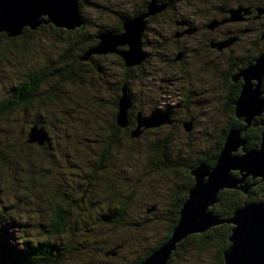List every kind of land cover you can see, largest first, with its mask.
<instances>
[{
	"label": "rangeland",
	"instance_id": "374dc122",
	"mask_svg": "<svg viewBox=\"0 0 264 264\" xmlns=\"http://www.w3.org/2000/svg\"><path fill=\"white\" fill-rule=\"evenodd\" d=\"M150 1L80 0L84 23L75 29L42 22L33 29L26 26L33 33L25 39H15L23 31L9 36L8 32L0 30L6 35H0V106L17 93L13 86L20 89L22 82L37 79L32 86L34 98L29 108L18 101L19 104L9 109V114L0 113V156L7 157L6 162L0 158V264H11L8 252L16 256L27 251L29 245L44 248V240L53 244L52 256L41 262L36 258L35 263L31 259L28 264H127L140 255L148 252L151 255L158 250L152 248L164 239L169 225L176 226L179 222L182 205L176 221L172 215L175 206L187 200L189 189L196 182L190 168L203 162L210 167L215 165H210L206 158L214 152L233 119L235 106L231 109L226 105L229 91L222 68L207 65V59H196L195 52L183 55L184 46L200 44L207 38L206 34L212 36L215 30L229 29L235 22L240 27L248 24L251 29L248 35L252 38L259 36L264 24V0H259L262 4L252 0L260 9L253 13L255 15L247 13L245 0H232L230 6L225 4L226 0H175L176 8L163 12L166 6L161 14L145 18L140 64L127 66L123 57L113 52L91 54L86 59L87 52L98 44L90 36L96 35L99 42L98 35L112 31L106 29L98 33L103 25L115 26L121 21L124 27V23L137 17L141 6ZM156 2L155 7L167 5L166 0ZM227 16L228 20L235 21L223 22ZM40 18L49 19L48 15ZM194 25L209 27L193 31ZM53 28H61L62 34H57ZM78 29L82 35L71 39L74 32H69H79ZM183 32L186 34L182 36ZM71 40L76 42L71 43ZM119 47L128 49L127 45ZM248 66L236 69L237 75L243 77L241 72L248 70ZM29 73L32 76L28 77ZM181 75L185 79L169 85L170 79ZM123 82L127 84L121 87ZM180 86L183 91L186 88L194 91L187 102L183 95L182 104H178L180 98L176 97ZM124 87L131 107L126 125H118L121 130L105 161L107 172L101 174L95 171L106 144L103 139L113 132L110 126L117 111L115 103L120 95L122 97ZM42 91L50 92L52 103L48 102L49 98L43 100ZM132 102L146 115L138 113L137 107L132 108ZM176 104L177 125H168L163 130L140 125L139 115L147 117ZM130 118L136 122L135 127L130 124ZM186 123L191 126L188 131L184 127ZM125 127L128 128L125 130ZM247 130L241 136L244 139ZM38 132H44L49 140L37 141ZM166 134L173 138L161 155V163L155 165L154 154L157 153L147 147ZM31 135L35 137L33 141H29L33 139ZM187 156L189 160H185ZM192 159L200 160L195 163ZM100 179L105 183H100ZM110 180L114 188L105 186ZM260 180L247 177L246 182L253 183L248 198L264 200V181ZM54 194L61 196L51 205L49 201ZM125 198L128 213L121 224L97 221L92 225L93 219L101 213L113 212ZM57 206L68 212L71 222L76 221L70 222L71 231L51 234L50 239H45ZM107 206L113 209L106 211ZM225 217L219 215L220 219H228ZM83 221L87 222L85 227ZM224 225L231 235L234 224L228 222L213 225L207 231L223 230ZM216 242H207L206 251L200 250L196 241L178 250L180 242L169 260L177 251L171 264H213L218 254ZM230 244L228 240L227 248ZM44 253L41 251V255Z\"/></svg>",
	"mask_w": 264,
	"mask_h": 264
},
{
	"label": "water",
	"instance_id": "95a60500",
	"mask_svg": "<svg viewBox=\"0 0 264 264\" xmlns=\"http://www.w3.org/2000/svg\"><path fill=\"white\" fill-rule=\"evenodd\" d=\"M79 1L0 0V30L8 32L9 36H17L26 26L33 29L42 22H53L59 27L75 29L84 23ZM155 3L156 0H151L146 12L128 19L122 32L108 31L98 35L99 42L87 52L86 59L91 54L113 52L122 56L127 66L140 64L143 55L142 36L147 25L145 18L159 13L167 6L155 7ZM46 15L48 20L40 18ZM122 45H127L128 49H120L119 46ZM263 67L264 54L256 59L255 64L248 66V70L241 72L244 83L241 94L234 101V114L245 126L228 130L213 167L203 162L194 169L190 168V174L195 177L196 182L189 189V196L182 204L178 224L174 226L167 242L161 244L158 250L153 251L139 264H167L172 251L185 238L203 233L221 222L234 224L232 233L228 236L231 244L223 252V264H264V200L244 203L237 207L228 219H220L219 214L212 210L219 202L221 191L238 189L247 196L253 186V183L246 182L248 176L264 181V118L259 123L262 131L257 147H247V138L241 137L248 127L256 125L254 119L264 113V97L261 91ZM254 80H257V83ZM118 107L117 124L125 126L131 107L125 87ZM139 120H142L140 125L145 127H157L172 122L170 115L160 110L147 117L139 115ZM184 127L187 131L191 129L190 123L184 124ZM38 133L37 141H45L44 132ZM32 138L29 141L35 139L34 136Z\"/></svg>",
	"mask_w": 264,
	"mask_h": 264
},
{
	"label": "trees",
	"instance_id": "16d2710c",
	"mask_svg": "<svg viewBox=\"0 0 264 264\" xmlns=\"http://www.w3.org/2000/svg\"><path fill=\"white\" fill-rule=\"evenodd\" d=\"M174 1L175 0H166V2H169V4H171V3L174 4ZM163 2H164V0H160V3H163ZM146 5H147V2H145L144 7L141 6L140 11H138L136 13V15L144 13L146 11V7H147ZM43 19H45V18H43ZM82 19H83V16H82ZM83 21H84V19H83ZM53 29L57 32V34L58 33H60L59 35L62 34V29L61 28H53ZM80 29L77 30L79 32L70 31L69 33L74 32V34L70 35V38L72 39L73 37H76L75 39H77V37L81 33H83V32H81ZM106 29L107 30H112V31L117 32V33H120L123 30V22L119 21V23L117 25H115V26H105V25H103L97 32L100 33V32H102V31H104ZM31 33H33V31L31 29L25 28L23 30V34L21 36L15 37V39H17V38L18 39L28 38V36ZM0 35H2L3 37L6 36L3 33H0ZM90 37H91V40H93V42L98 43V40L95 38L96 35H92ZM6 39L9 40L11 38L6 37ZM12 40H13V38H12ZM75 42L76 41L71 40V43H75ZM73 46H74V44H73ZM70 47H72V46H70ZM63 73L64 72L61 71V74H63ZM63 75H66V74H63ZM29 76H32V75H30V73H29L28 77ZM32 80L29 79V81H32ZM62 80H64V79H62ZM33 81L35 82V81H37V79H35ZM21 84L23 85V88L18 89V87L13 86V88L17 91V93L15 95H11V97H9L10 99L7 100L6 104H1L2 105V106H0V113L1 114H3V115L9 114V111L11 110V107H14L15 104H19L20 103L18 101H21V103L23 102V104L25 103V107L29 108V105H31V103H32L31 101L33 100L32 98H34V96L32 94L33 90H34V87L32 89L30 88L29 90H27L28 87L25 85V82L24 83L22 82ZM125 84H127V82H123L121 84V87H123ZM42 95H43V100L44 101H46L45 98L46 99L49 98L48 102H50V103L53 102L52 98L49 96L50 95L49 91L48 92L42 91ZM120 96H119V99H120ZM119 99L115 103L116 107H117V111L113 115V124H111V126H110L111 129L113 130V132L111 133V136H107V139H103V141H105L106 144H105V147H104V149L102 150V152L100 154V160H99L100 164H98V167L96 168V171H95V172H97V170H99L98 173H101V174L104 173V172L105 173L107 172L106 167H105V165H106L105 161H107L108 157L110 156V151H111V149L113 147V144L116 143V141H117L116 140L117 132L119 130H121L120 126H118V124L116 122V118H117V114H118V101H119ZM232 108H233V106H232ZM233 112H234V109H233ZM130 115L132 116V113H130ZM130 124L134 125V127L136 126L135 122H133L131 120V118H130ZM243 126H244L243 122L241 120H238L235 117V114H234L233 119L229 123V126L224 130V132H223V134H222V136L220 138L219 144L215 147L216 149L214 150V152L212 154H209L208 158H206V161L210 165H214L215 164V162L217 160V157H218V154L220 152V149H221V147H222V145H223V143L225 141V138H226L228 130L230 128H232V127H237V128L241 127L242 128ZM40 127H42L44 129L43 126H40ZM128 127H125L124 129L126 130V128H128ZM247 134H248V132L245 133L244 136L248 139V135ZM46 137H47L46 139L49 140L47 135H46ZM170 139H172V138H170L168 136V134H166L164 137L158 138L155 141L149 143V145L147 147V150H151V151H154V152L157 153V155L154 154L155 155L154 159H156V160H154V161L151 160V161H153V163H155V165H159L161 163L160 162V159L162 157L161 155H164V152L167 150L169 142H170ZM254 146H256L255 140L251 139L248 142V147L251 148V147H254ZM11 149L12 148H10V150ZM189 157L187 156L185 158V160H189ZM0 158L2 159V162H6V160H7L6 155H2V156H0ZM199 160L200 159H194L193 161L195 163H198ZM98 181H100V183H105V181H103L102 179H100ZM111 182H112V180L107 181L105 186L109 187V188H111V187L114 188L115 185H111ZM97 186L99 187V184ZM188 188H190V187H188ZM105 191L107 192L108 188H106ZM58 195H60V194H58ZM60 196H58V197H60ZM56 197H57V195L54 194V197H52V199L49 201V203L51 205H54L53 203L56 202V201H54V200H56ZM184 197H185V194L182 195L183 200L186 198V197L185 198ZM244 201L248 202V196H244L238 190H234V189H232V190H223L219 194V202H218V204H216L213 207V209H214L216 214L222 215L224 217L228 216V217H225V218H230L231 215L233 214L234 210L237 207H240V206H242L245 203ZM181 205H182V203L180 202V203H177L176 206H175V212L172 214L174 216V218H173L174 221L178 220V218H179V214L178 213H179V209H180ZM128 206H129L128 200H127V198H125L124 200L119 201V204L115 207V210L113 212L101 213L98 218H95V219L92 218L93 220L91 221V223H92V225H95V224H97V221L98 222H104L105 221L106 223L115 222L117 224H121L122 221H123V218L128 213V211H127L128 210ZM102 207H104V206H102ZM102 207H100V208H102ZM112 209L113 208H111V206H107L106 207V211H109V210H112ZM63 211L64 210H62V208L60 206L56 207L55 212H54L55 216H53L54 217V221H53V223L49 224V229H48V231H46L47 236L45 237V239H50L51 234H57V233L61 234V233L66 232L67 230L71 231L70 230V227H71L70 222L71 221H70V218H69L70 215L68 216V212H63ZM75 221H73L71 223L74 224ZM82 223H83V227H85L87 222L83 221ZM173 227H174V224H170L169 225V229H168L167 234L165 235L164 239H168L171 236ZM213 230L214 231H207L203 235H201V234H192V235L188 236L187 238H185L179 244L178 250L182 249V248L184 249V248L187 247L188 243H192V241H194V242L196 241V244H197L198 248L200 250H202V248H204L202 251H206L207 250V246H206L207 242L209 243V241L215 240V242L217 241L216 245H217V249H218V254L215 255L216 257H215V259H213L214 260L213 264H223V252L228 246L227 237L229 236V230L227 229V226H225V225L223 227V230H219V228L218 229L215 228ZM85 240H87L86 236H85ZM163 240H161L160 243H158L152 249L159 248L161 246V243H163ZM42 244H44L43 245L44 248L41 245H39V247H37V248L31 247L29 245L27 247L28 248L27 251L23 250V252L21 251L20 254L19 255L17 254L16 256H13L12 254H10L8 252L9 257H7V258H9L11 264H26V263L28 264L29 262H31V259L35 263L36 258H39V262L48 261L49 257H51L52 254H53L50 251V250H53V248H54L52 246L53 244L49 243L46 240H44L42 242ZM48 245H50V246H48ZM43 250H44V252L46 254L44 253V255H41V251H43ZM112 252L114 253L115 251H112ZM15 253H17V252L15 251ZM148 254H149V252L147 254H145V255H140V256L136 257V259H134L133 261H131V262L127 263V264H139L147 257ZM177 254H178L177 251L173 253V259L176 257ZM173 259L171 258L167 264H171ZM39 262H37V264Z\"/></svg>",
	"mask_w": 264,
	"mask_h": 264
},
{
	"label": "flooded vegetation",
	"instance_id": "af4514ba",
	"mask_svg": "<svg viewBox=\"0 0 264 264\" xmlns=\"http://www.w3.org/2000/svg\"><path fill=\"white\" fill-rule=\"evenodd\" d=\"M245 1H247L246 2L247 6H245V7H248L247 13L249 15H251V14L255 15V14H253V13H255V11L258 13V11L260 10V9H258L259 5L256 6V4L252 0H245ZM232 3H233L232 0H226L225 1V4H228V6L232 5ZM239 4L242 5V3H240V2H239ZM258 4H262L261 1L258 0ZM174 8H176V6L174 4H172V3L169 4V2H167V7L163 12H166L168 10H172ZM219 8L222 9L221 5H219ZM161 13L162 12L160 11L159 14H161ZM172 13L174 14V11H172ZM154 17H155V15H154ZM226 18L227 19H225L223 22L228 20V16ZM244 19H246V18H244ZM232 21H235V20H228L227 23H231ZM234 25L235 26H232L231 28L226 29L224 31H222V30L216 31L215 30L214 33L212 34V36H209V35L207 36V34H206L205 37H207V38L206 39L204 38L203 42L200 44H193V45H187L186 44L184 46L185 50L183 51V55H185L187 53L195 52L196 53V59H199V58L207 59L208 60L206 62L207 65L210 64L215 69H216V67L222 68L221 72L225 75V80H226V81L224 80V84L227 86L228 91H229V95L227 96L226 105L229 106V108H231V109H232V106H234V101H235L236 97H238V95L240 94L241 89H242V85L244 83V78L237 75L236 69H238L239 67L243 68L247 65L254 64V62L256 61V58L259 55L264 53V31H263V34L261 33L262 30H264V24L262 25V29L260 30L261 34L259 33V36L255 37V38H252L250 35H248V31L251 30V29H248V24L245 25L244 27H240L235 22ZM198 27L202 28V27H209V26L203 25V26H198ZM198 27L194 25L193 31H197ZM184 34H186V33L183 32L182 36ZM260 38H262V40ZM260 41H262V42H260ZM175 48L179 49L180 47L178 45H175ZM176 54H177V50H176V52H174V55H176ZM185 58H186V56H185ZM171 60H173V59H171ZM184 63H186V62H183V64ZM183 64H180V65L183 67ZM183 69H184V67H183ZM222 73H220V75H223ZM181 79H185V77L182 75H181V77H174L173 79H170L168 81L169 85L170 84L174 85V83L176 81L177 82L181 81ZM34 83H35L34 81H28V80L25 81V85L28 87L27 90H29L30 88L32 89L33 88L32 86L34 85ZM30 85H31V87H30ZM180 87L181 88L177 92L178 95H176V97L178 96V98H180L178 104H182L185 102L183 95L186 96V99H187L186 102H187L189 100L188 98L191 95H193V93H194V91H191V88H189V89L186 88V90H185L186 92H185V91H183L184 90L183 87L182 86H180ZM261 91H262V95L264 97V77H263L262 82H261ZM225 99H226V97H225ZM134 102H136V101H134ZM178 104H176V106L170 105L166 108L160 109V111L166 112L167 114L170 115L172 122L162 124L160 126H157L156 128H158L159 130H163V128L167 127L168 125H172V124L177 125L176 120H175V114L177 112H175L176 109L174 107H178ZM136 107H137L136 103L132 102V108H136ZM156 109H158V108H156ZM137 111H138V107H137ZM139 112H140V114L146 115L142 110L141 111L139 110L138 113ZM134 116H135V114H134ZM263 118H264V113L256 119V121H255L256 125L249 127V130H248V142L251 139H253V140H255L256 146H258V144L260 143L262 126L259 123ZM135 124H136V122H135ZM168 136L170 138H173L169 134H168ZM258 180H260V179L258 178ZM250 194H251V190H250ZM254 194H256V193H254ZM253 196L254 195H252L250 197H253ZM251 200H253V199L248 198V201H251Z\"/></svg>",
	"mask_w": 264,
	"mask_h": 264
},
{
	"label": "bare ground",
	"instance_id": "6f19581e",
	"mask_svg": "<svg viewBox=\"0 0 264 264\" xmlns=\"http://www.w3.org/2000/svg\"><path fill=\"white\" fill-rule=\"evenodd\" d=\"M15 213V212H14ZM20 237V236H19Z\"/></svg>",
	"mask_w": 264,
	"mask_h": 264
}]
</instances>
